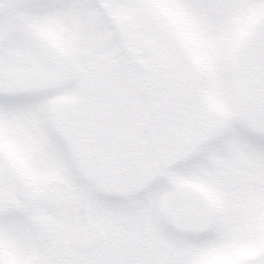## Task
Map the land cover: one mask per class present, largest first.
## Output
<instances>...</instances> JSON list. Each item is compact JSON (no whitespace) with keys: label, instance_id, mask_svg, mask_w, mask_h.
I'll return each mask as SVG.
<instances>
[{"label":"snow or ice","instance_id":"6c2138e0","mask_svg":"<svg viewBox=\"0 0 264 264\" xmlns=\"http://www.w3.org/2000/svg\"><path fill=\"white\" fill-rule=\"evenodd\" d=\"M0 264H264V0H0Z\"/></svg>","mask_w":264,"mask_h":264}]
</instances>
